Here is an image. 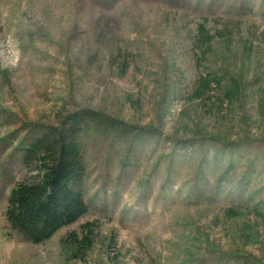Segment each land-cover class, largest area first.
Segmentation results:
<instances>
[{"label": "rangeland", "instance_id": "374dc122", "mask_svg": "<svg viewBox=\"0 0 264 264\" xmlns=\"http://www.w3.org/2000/svg\"><path fill=\"white\" fill-rule=\"evenodd\" d=\"M73 122L89 210L30 243L25 148ZM0 264H264V0H0Z\"/></svg>", "mask_w": 264, "mask_h": 264}, {"label": "trees", "instance_id": "16d2710c", "mask_svg": "<svg viewBox=\"0 0 264 264\" xmlns=\"http://www.w3.org/2000/svg\"><path fill=\"white\" fill-rule=\"evenodd\" d=\"M80 129L78 122L62 131L53 128L25 148L28 174L11 190L6 219L30 243L46 242L89 210L82 189L86 166ZM82 243L87 244V237Z\"/></svg>", "mask_w": 264, "mask_h": 264}]
</instances>
